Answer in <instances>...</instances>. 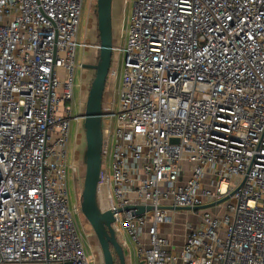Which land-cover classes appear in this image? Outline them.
Segmentation results:
<instances>
[{
    "label": "built area",
    "instance_id": "1",
    "mask_svg": "<svg viewBox=\"0 0 264 264\" xmlns=\"http://www.w3.org/2000/svg\"><path fill=\"white\" fill-rule=\"evenodd\" d=\"M81 5L0 0V264L95 263L66 186L84 111L72 116ZM112 51L121 81L100 176L123 251L138 264H264V0H133ZM136 205L150 209H123ZM181 213L171 245L161 228Z\"/></svg>",
    "mask_w": 264,
    "mask_h": 264
},
{
    "label": "rangeland",
    "instance_id": "2",
    "mask_svg": "<svg viewBox=\"0 0 264 264\" xmlns=\"http://www.w3.org/2000/svg\"><path fill=\"white\" fill-rule=\"evenodd\" d=\"M133 10V0H112L111 3V23H112V44L115 46L121 40L125 34V31L129 25L130 17ZM86 41L89 46L87 49H83V43ZM77 59L79 64L83 63H96L98 59V51L96 45L99 43L98 30H97V17H96V0H82L80 20L77 32ZM94 77V70L82 68L78 66L74 73V97L72 106V116L79 113V110H84L85 100L88 93L90 83ZM120 75L114 69V54L111 58V64L107 74L105 89L103 93V109L109 112H117L118 108V87L120 86ZM119 84V85H118ZM80 104V105H79ZM109 118V114L103 116L102 127L105 126V121ZM112 126H114V118L112 117ZM77 141H80L79 143ZM85 146L84 142V129L83 122H80L77 118H71L70 122V134L67 151V165L79 163V170L77 174H73L71 168L67 169L66 174V186L68 190L70 205L72 206L80 202V192L82 188V182L84 177L85 167L82 165V152ZM77 158V160H75ZM82 161V162H81ZM75 179V180H74ZM97 201L101 210L108 208L110 205L108 194L103 181L98 183L97 187ZM225 210V203L218 206L215 210L216 213L221 215ZM188 218L195 221L197 218L193 216V213L189 212ZM76 222L79 228L84 234V245L86 253L91 256L94 253V264H100L102 262L101 251L93 233L91 226L82 215L80 209L78 213H74ZM185 214L181 213L178 216L174 214L173 219L170 222L164 224L161 228V235L167 237L169 243L172 245H179L183 231V220ZM125 264H138L135 255L132 252L124 251ZM103 264V262H102Z\"/></svg>",
    "mask_w": 264,
    "mask_h": 264
},
{
    "label": "water",
    "instance_id": "3",
    "mask_svg": "<svg viewBox=\"0 0 264 264\" xmlns=\"http://www.w3.org/2000/svg\"><path fill=\"white\" fill-rule=\"evenodd\" d=\"M112 0H96V17L98 30V59L96 63L80 64L82 68L93 69L94 77L90 83L82 113L84 142L82 161L85 167L82 188L80 192V211L85 217L97 239L103 264H115L116 257L119 264H125L124 251L118 242L111 223L114 221L115 210L107 208L101 210L97 201V187L101 180L103 131L102 119L106 112L103 110V93L111 58L113 54L112 23H111ZM221 198L215 202L195 206L192 210L207 208L215 203L222 202ZM135 208L140 214L150 206L142 205L125 206L128 210ZM177 210H191L188 207H175ZM122 208L118 207L117 211Z\"/></svg>",
    "mask_w": 264,
    "mask_h": 264
},
{
    "label": "trees",
    "instance_id": "4",
    "mask_svg": "<svg viewBox=\"0 0 264 264\" xmlns=\"http://www.w3.org/2000/svg\"><path fill=\"white\" fill-rule=\"evenodd\" d=\"M114 259H115V262H116L117 264H119V263H118V259H117L116 257H114Z\"/></svg>",
    "mask_w": 264,
    "mask_h": 264
},
{
    "label": "flooded vegetation",
    "instance_id": "5",
    "mask_svg": "<svg viewBox=\"0 0 264 264\" xmlns=\"http://www.w3.org/2000/svg\"><path fill=\"white\" fill-rule=\"evenodd\" d=\"M84 69V68H83ZM87 69V68H86ZM91 70H93V69H91ZM100 264H102V262L100 263ZM115 264H117L116 262H115Z\"/></svg>",
    "mask_w": 264,
    "mask_h": 264
}]
</instances>
